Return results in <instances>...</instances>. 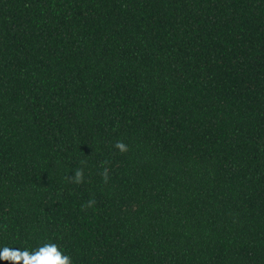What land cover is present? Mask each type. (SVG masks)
<instances>
[{
	"label": "trees",
	"instance_id": "trees-1",
	"mask_svg": "<svg viewBox=\"0 0 264 264\" xmlns=\"http://www.w3.org/2000/svg\"><path fill=\"white\" fill-rule=\"evenodd\" d=\"M52 244L264 264V0H0V264Z\"/></svg>",
	"mask_w": 264,
	"mask_h": 264
},
{
	"label": "clouds",
	"instance_id": "clouds-1",
	"mask_svg": "<svg viewBox=\"0 0 264 264\" xmlns=\"http://www.w3.org/2000/svg\"><path fill=\"white\" fill-rule=\"evenodd\" d=\"M116 147L123 151L125 146L122 142H117ZM82 173L76 171L75 177L79 181ZM34 264H71L70 257L67 255H62L60 251L57 250L56 245H46L41 248L39 252L33 256Z\"/></svg>",
	"mask_w": 264,
	"mask_h": 264
}]
</instances>
